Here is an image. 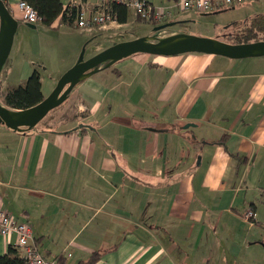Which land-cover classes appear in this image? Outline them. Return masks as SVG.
I'll use <instances>...</instances> for the list:
<instances>
[{
	"label": "crops",
	"instance_id": "crops-1",
	"mask_svg": "<svg viewBox=\"0 0 264 264\" xmlns=\"http://www.w3.org/2000/svg\"><path fill=\"white\" fill-rule=\"evenodd\" d=\"M19 1L9 0L22 40L0 75L3 91L36 70ZM114 1L62 3L94 11ZM145 1L163 9L182 0ZM239 8L214 24L219 34L264 15V0ZM128 9L127 23L92 31L41 24L55 46L59 37L70 42L58 79L87 39L92 57L107 47L104 35L146 28ZM175 12L166 22L174 26L145 37L207 29L197 12ZM250 208L253 224L243 218ZM0 211L30 226L45 258L64 255L65 264L96 251H109L96 264H264V57L135 54L85 78L34 129L0 124ZM17 243L16 234H0V255Z\"/></svg>",
	"mask_w": 264,
	"mask_h": 264
},
{
	"label": "water",
	"instance_id": "water-1",
	"mask_svg": "<svg viewBox=\"0 0 264 264\" xmlns=\"http://www.w3.org/2000/svg\"><path fill=\"white\" fill-rule=\"evenodd\" d=\"M18 26L19 21L13 16L10 8L0 0V75L11 54ZM28 26L36 28L33 24ZM172 26L174 23L159 25L154 32H160ZM188 53L215 55L229 59L264 57V41L235 44L216 38L177 33L162 38L142 37L116 43L87 60L84 59L83 52L77 63L61 76L54 91L36 106L15 110L7 107L0 100V124L15 131L34 129L49 113L64 104L75 87L85 78L99 69L111 67L135 54L169 57ZM191 126L195 125L189 124L186 129Z\"/></svg>",
	"mask_w": 264,
	"mask_h": 264
},
{
	"label": "trees",
	"instance_id": "trees-1",
	"mask_svg": "<svg viewBox=\"0 0 264 264\" xmlns=\"http://www.w3.org/2000/svg\"><path fill=\"white\" fill-rule=\"evenodd\" d=\"M2 1L7 7H9V0ZM25 1L28 2L37 12L40 18L39 23L47 27L53 26L56 22L61 26L73 25L81 11L76 6L64 7L62 0ZM108 6L111 11L116 14L118 22H128L129 9L127 6L116 1L110 3ZM228 9L230 8L222 10ZM138 22L158 25V23L154 22L152 19H143L140 16H138ZM230 26L235 27V29L234 31L229 32L230 34L228 36L234 39L235 44L250 43L261 40L264 41V15L254 16L244 22H233L231 25H228V28ZM44 98L42 76L37 70L31 74L24 86H19L7 91H3L0 88L1 102L7 107L15 110H23L36 106L41 103ZM107 252L109 251H96L91 254L88 260H83L79 264H96ZM65 260L66 258L64 255H59L54 261L59 264H65ZM0 264H29V262L18 247L10 246L5 255H0Z\"/></svg>",
	"mask_w": 264,
	"mask_h": 264
},
{
	"label": "built area",
	"instance_id": "built-area-1",
	"mask_svg": "<svg viewBox=\"0 0 264 264\" xmlns=\"http://www.w3.org/2000/svg\"><path fill=\"white\" fill-rule=\"evenodd\" d=\"M248 1L256 0H182L175 6L160 9L145 0H116V2L124 4L128 8L134 9L137 16L143 19H152L158 24L171 20L176 10L208 14L222 9L233 8ZM18 8L22 14V20L27 24L37 25L40 22L35 9L25 0L19 1ZM114 22H117L116 14L111 11L107 4H103L100 9L94 11L81 10L75 21V26L81 30L92 31L97 28H106ZM256 216V212L250 208L243 218L253 224ZM0 234L5 236L16 234L18 236L17 247L22 251L29 264H59L48 260L38 251L30 226L19 222L18 219L6 211H0Z\"/></svg>",
	"mask_w": 264,
	"mask_h": 264
},
{
	"label": "rangeland",
	"instance_id": "rangeland-1",
	"mask_svg": "<svg viewBox=\"0 0 264 264\" xmlns=\"http://www.w3.org/2000/svg\"><path fill=\"white\" fill-rule=\"evenodd\" d=\"M250 2L251 1L246 2L244 4H249ZM254 2H256V1H254ZM239 6H241V5L236 6L235 8H237V7L238 8L234 11H233V9L222 10L221 12H219L216 15H212L213 13H209V14L205 15V14L197 12V14H195L196 17H198L197 20H198V22L202 21L201 23L205 24V26L207 27L206 30H204L203 28L195 27V26H183V27L181 26L180 28L179 27H177V28L179 29V31H181V33L196 35V36H200V37L216 38V39L223 40V41H226L229 43H234L233 38L222 37V35L217 32V28H215L214 24H217L218 26H220V23L218 22L219 18H222V19L223 18L224 19L225 18H233V13L236 11H240ZM227 20H229V19H227ZM144 25H146V28L144 27L142 29L137 30V32L133 33V35L128 30L123 31V33L113 34L112 36L104 35L103 38H105V40H107L106 43H103V44H105V46H107L105 49L110 47V46H108V44H110L108 42H114L116 40H121L124 38L130 39L134 35L137 38L145 37V35H147L149 33V31L151 32L157 26V25H150L149 26V24L148 25L144 24ZM26 29L29 33V35L26 37V43H27L26 46L28 47V51H30L29 53L32 52L33 54H35V56H33L34 60H35L34 61L35 65H33V66L41 74V76L43 78L44 92H45L46 97H48L56 88L57 83L59 81L58 71L60 70L61 66L64 65V63H65L64 61L68 59V55L71 52V49H67V46L69 45L70 42H67V41L61 42V38L59 37V38H57L58 40L56 41V46H55V42L52 39L46 37L45 34L43 33V26L40 23L38 24L36 29H29V28H26ZM234 29H235V27L232 26V27L228 28V31L232 32V31H234ZM160 32H155V34L157 35ZM161 33H163V32H161ZM21 36H22V33L20 32V34L15 38V46H14L15 51H16V48L21 44V40H22V38H20ZM46 38H48L49 41H47ZM71 40H73V39L71 38ZM43 42H46L47 46L44 49H42L43 46L41 49H38L39 44L43 43ZM59 43H60V45H58ZM61 43L63 45H61ZM51 45L57 47V49H55V47H52ZM93 46H94L93 43L89 39H87L85 41V43L83 44L82 49L79 52V57L84 52V59L85 60L89 59L90 55L92 53V47ZM79 57H78V59H79ZM45 68H46V71H45ZM4 77H5V74L2 78L4 79ZM27 80H26V82H27ZM65 103H64V105H65ZM64 105L53 110L51 113L48 114V116H50L56 110L61 109ZM47 117L40 124L44 123V121L47 119ZM244 228H247V226H244ZM251 232L253 234H255L254 231H251Z\"/></svg>",
	"mask_w": 264,
	"mask_h": 264
},
{
	"label": "flooded vegetation",
	"instance_id": "flooded-vegetation-1",
	"mask_svg": "<svg viewBox=\"0 0 264 264\" xmlns=\"http://www.w3.org/2000/svg\"><path fill=\"white\" fill-rule=\"evenodd\" d=\"M230 33L228 32V31H224V33H222L221 35H222V37H229L228 35H229ZM68 99H69V97H68ZM67 99V100H68Z\"/></svg>",
	"mask_w": 264,
	"mask_h": 264
}]
</instances>
